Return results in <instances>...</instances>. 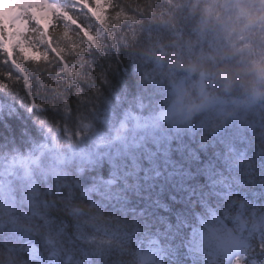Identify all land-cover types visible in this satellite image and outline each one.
<instances>
[{"label":"snow or ice","instance_id":"1","mask_svg":"<svg viewBox=\"0 0 264 264\" xmlns=\"http://www.w3.org/2000/svg\"><path fill=\"white\" fill-rule=\"evenodd\" d=\"M123 15L120 0H0V245L21 264H264V118L193 122L126 81ZM125 104L167 110L141 124Z\"/></svg>","mask_w":264,"mask_h":264},{"label":"trees","instance_id":"2","mask_svg":"<svg viewBox=\"0 0 264 264\" xmlns=\"http://www.w3.org/2000/svg\"><path fill=\"white\" fill-rule=\"evenodd\" d=\"M120 3L125 13L116 31L120 59L131 61L133 68L126 75V81L133 84L138 81L165 94L180 80L196 81L205 76L210 90L229 95L239 89L246 93L250 89L247 83L264 77V71L260 70V65H264V0H120ZM226 10L231 14L232 10L236 11L238 15L234 18L238 17V21L233 28L226 24L224 34L220 30L223 22L215 14H225ZM75 14L81 19L89 15L83 11ZM65 37L71 39L66 34ZM50 57L55 60L54 54ZM76 60L75 56L68 57L70 66ZM22 64L32 67L27 62ZM0 68L7 66L0 65ZM72 70L77 74L80 71ZM54 71L61 69L57 67ZM97 86L103 90L99 81ZM124 108L132 115L137 113L128 104ZM81 204L86 207L87 201ZM107 215L104 214L105 218Z\"/></svg>","mask_w":264,"mask_h":264},{"label":"rangeland","instance_id":"3","mask_svg":"<svg viewBox=\"0 0 264 264\" xmlns=\"http://www.w3.org/2000/svg\"><path fill=\"white\" fill-rule=\"evenodd\" d=\"M200 85H201L200 86L201 89H198L197 91H201V95H202L201 100L203 101V103L200 104V105H197L198 107L196 109L198 110V109H201V108H206V106H208V105H214V106H217V107L221 106L223 108V105L221 104L222 102H219V104H216L212 99H210L209 95H207V93L205 92L206 88H205V85L202 82H200ZM184 90H185V84L184 83H180L179 86L175 90V97L179 98L177 100L181 99L182 101H184V98H185Z\"/></svg>","mask_w":264,"mask_h":264},{"label":"clouds","instance_id":"4","mask_svg":"<svg viewBox=\"0 0 264 264\" xmlns=\"http://www.w3.org/2000/svg\"><path fill=\"white\" fill-rule=\"evenodd\" d=\"M260 70L264 71V65H260Z\"/></svg>","mask_w":264,"mask_h":264}]
</instances>
